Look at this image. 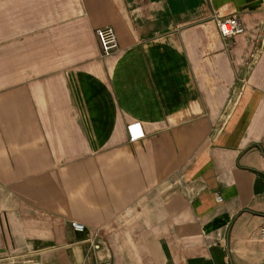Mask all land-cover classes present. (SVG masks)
<instances>
[{"label": "crops", "instance_id": "1", "mask_svg": "<svg viewBox=\"0 0 264 264\" xmlns=\"http://www.w3.org/2000/svg\"><path fill=\"white\" fill-rule=\"evenodd\" d=\"M263 226L264 0H0V264H264Z\"/></svg>", "mask_w": 264, "mask_h": 264}, {"label": "built area", "instance_id": "2", "mask_svg": "<svg viewBox=\"0 0 264 264\" xmlns=\"http://www.w3.org/2000/svg\"><path fill=\"white\" fill-rule=\"evenodd\" d=\"M214 20L220 35L224 39L233 40L245 31L242 23L236 16H214ZM96 36L103 55H109L119 50L118 37L113 28L107 27L99 29L96 31ZM126 131L130 143H137L145 138L143 126L139 122L129 124ZM217 201L221 202L219 196H217ZM72 228L79 233L85 231V226L77 222H72ZM260 236L264 240V226L260 229Z\"/></svg>", "mask_w": 264, "mask_h": 264}]
</instances>
